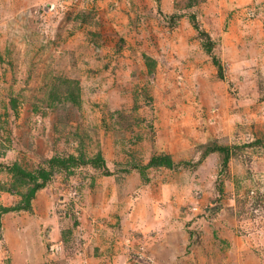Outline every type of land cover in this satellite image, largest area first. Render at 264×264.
Instances as JSON below:
<instances>
[{
    "label": "rangeland",
    "instance_id": "374dc122",
    "mask_svg": "<svg viewBox=\"0 0 264 264\" xmlns=\"http://www.w3.org/2000/svg\"><path fill=\"white\" fill-rule=\"evenodd\" d=\"M0 264H264V0H0Z\"/></svg>",
    "mask_w": 264,
    "mask_h": 264
},
{
    "label": "trees",
    "instance_id": "16d2710c",
    "mask_svg": "<svg viewBox=\"0 0 264 264\" xmlns=\"http://www.w3.org/2000/svg\"><path fill=\"white\" fill-rule=\"evenodd\" d=\"M193 20L195 22L194 27L202 39L203 48L211 56L213 63L219 67V70L221 72L222 67L220 65L218 58L214 54V43H213L212 39L210 38L208 33H206L204 30H202L198 26V24L196 23L195 17H193ZM209 150H211V149H209ZM150 164L151 165L168 166L169 168H171L173 166V163L168 156H155L151 159Z\"/></svg>",
    "mask_w": 264,
    "mask_h": 264
}]
</instances>
